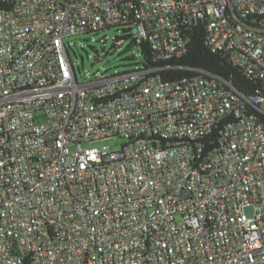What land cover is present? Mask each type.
Masks as SVG:
<instances>
[{
	"label": "built area",
	"instance_id": "built-area-1",
	"mask_svg": "<svg viewBox=\"0 0 264 264\" xmlns=\"http://www.w3.org/2000/svg\"><path fill=\"white\" fill-rule=\"evenodd\" d=\"M195 26L261 92L80 84L65 43L116 28L159 63ZM0 264H264V0H0Z\"/></svg>",
	"mask_w": 264,
	"mask_h": 264
},
{
	"label": "trees",
	"instance_id": "trees-1",
	"mask_svg": "<svg viewBox=\"0 0 264 264\" xmlns=\"http://www.w3.org/2000/svg\"><path fill=\"white\" fill-rule=\"evenodd\" d=\"M111 29H113L118 35L116 28H109L105 30ZM99 32H91V34H97ZM189 33L190 42L185 53L180 57L159 63L154 61L153 52L151 51L147 42L142 41L138 46H136L134 42H130V34L128 31L122 32L121 36L119 37L117 36V40L122 39L125 43L127 42L126 51L135 48L136 52L138 53L139 60H136V57L133 55L132 58L126 59L128 63L127 65L125 64V66H133L132 69L136 67L160 68L158 71V76L163 82H175L181 77L196 75L198 74V71H204L230 81L236 89L246 95H252L256 92H261L258 89L259 85L256 81L245 78L239 69L230 66L221 55L211 53L208 50L204 42V33L202 27H192ZM104 42L105 41L103 40L102 43ZM112 48H118L115 45V41L112 45ZM79 69L80 67L78 68V71ZM130 70L122 71V73H126Z\"/></svg>",
	"mask_w": 264,
	"mask_h": 264
},
{
	"label": "rangeland",
	"instance_id": "rangeland-1",
	"mask_svg": "<svg viewBox=\"0 0 264 264\" xmlns=\"http://www.w3.org/2000/svg\"><path fill=\"white\" fill-rule=\"evenodd\" d=\"M116 36L117 33L111 29L100 31L97 34L89 33L66 39L68 52L75 64L78 83H85L102 74L110 75L133 68L125 64L128 63L127 58H132L134 54H137L136 49L126 51L127 42L119 49L112 48ZM103 40H105L104 43H102ZM136 60L139 58L137 57ZM77 67H80L79 71ZM121 142L120 139L115 138L102 140L95 144L117 148Z\"/></svg>",
	"mask_w": 264,
	"mask_h": 264
},
{
	"label": "water",
	"instance_id": "water-1",
	"mask_svg": "<svg viewBox=\"0 0 264 264\" xmlns=\"http://www.w3.org/2000/svg\"><path fill=\"white\" fill-rule=\"evenodd\" d=\"M67 54H69V52L67 51ZM76 79V78H75Z\"/></svg>",
	"mask_w": 264,
	"mask_h": 264
}]
</instances>
